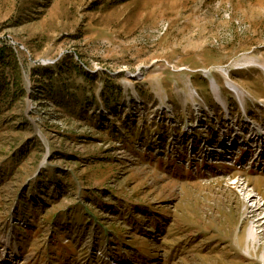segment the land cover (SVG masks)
Returning <instances> with one entry per match:
<instances>
[{
    "label": "rangeland",
    "instance_id": "1",
    "mask_svg": "<svg viewBox=\"0 0 264 264\" xmlns=\"http://www.w3.org/2000/svg\"><path fill=\"white\" fill-rule=\"evenodd\" d=\"M0 264H264V0H0Z\"/></svg>",
    "mask_w": 264,
    "mask_h": 264
},
{
    "label": "bare ground",
    "instance_id": "2",
    "mask_svg": "<svg viewBox=\"0 0 264 264\" xmlns=\"http://www.w3.org/2000/svg\"><path fill=\"white\" fill-rule=\"evenodd\" d=\"M234 88H232V90H233Z\"/></svg>",
    "mask_w": 264,
    "mask_h": 264
}]
</instances>
